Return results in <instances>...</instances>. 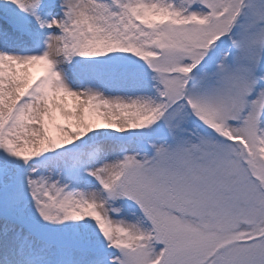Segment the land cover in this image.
I'll use <instances>...</instances> for the list:
<instances>
[{
  "label": "snow or ice",
  "instance_id": "snow-or-ice-1",
  "mask_svg": "<svg viewBox=\"0 0 264 264\" xmlns=\"http://www.w3.org/2000/svg\"><path fill=\"white\" fill-rule=\"evenodd\" d=\"M0 264H264V0H0Z\"/></svg>",
  "mask_w": 264,
  "mask_h": 264
},
{
  "label": "rangeland",
  "instance_id": "rangeland-1",
  "mask_svg": "<svg viewBox=\"0 0 264 264\" xmlns=\"http://www.w3.org/2000/svg\"><path fill=\"white\" fill-rule=\"evenodd\" d=\"M33 71V76H37V75H40L42 74L39 70H32Z\"/></svg>",
  "mask_w": 264,
  "mask_h": 264
}]
</instances>
